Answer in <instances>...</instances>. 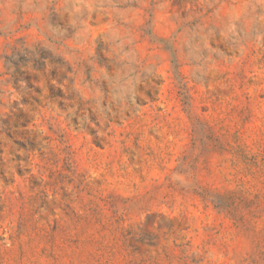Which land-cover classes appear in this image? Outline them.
I'll use <instances>...</instances> for the list:
<instances>
[{
  "label": "rangeland",
  "instance_id": "374dc122",
  "mask_svg": "<svg viewBox=\"0 0 264 264\" xmlns=\"http://www.w3.org/2000/svg\"><path fill=\"white\" fill-rule=\"evenodd\" d=\"M0 264H264V0H0Z\"/></svg>",
  "mask_w": 264,
  "mask_h": 264
},
{
  "label": "trees",
  "instance_id": "16d2710c",
  "mask_svg": "<svg viewBox=\"0 0 264 264\" xmlns=\"http://www.w3.org/2000/svg\"><path fill=\"white\" fill-rule=\"evenodd\" d=\"M27 52L31 53V56L28 59H30L33 62V67L34 68L35 67H40L41 59L43 58L41 52H30V51H27ZM6 59L14 67V71L12 73V75L14 76L15 73H17V71H18L19 62L15 61V60H11V57H7V56H6Z\"/></svg>",
  "mask_w": 264,
  "mask_h": 264
}]
</instances>
